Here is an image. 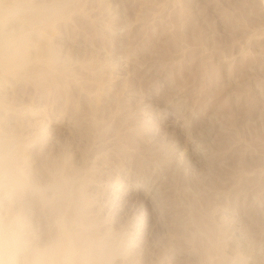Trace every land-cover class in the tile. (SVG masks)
<instances>
[{
    "label": "rangeland",
    "instance_id": "rangeland-1",
    "mask_svg": "<svg viewBox=\"0 0 264 264\" xmlns=\"http://www.w3.org/2000/svg\"><path fill=\"white\" fill-rule=\"evenodd\" d=\"M65 2L51 30L64 74L3 83L0 121L45 156L88 157L90 191L142 264L171 228L161 190L214 202L247 264H264V0Z\"/></svg>",
    "mask_w": 264,
    "mask_h": 264
},
{
    "label": "clouds",
    "instance_id": "clouds-1",
    "mask_svg": "<svg viewBox=\"0 0 264 264\" xmlns=\"http://www.w3.org/2000/svg\"><path fill=\"white\" fill-rule=\"evenodd\" d=\"M0 72L24 78L66 68L51 30L56 0H0ZM36 139L0 121V264H142L127 221L107 213L90 191V160L45 156ZM171 228L155 264H247L231 243L229 222L212 201L177 204L157 193Z\"/></svg>",
    "mask_w": 264,
    "mask_h": 264
},
{
    "label": "bare ground",
    "instance_id": "bare-ground-1",
    "mask_svg": "<svg viewBox=\"0 0 264 264\" xmlns=\"http://www.w3.org/2000/svg\"><path fill=\"white\" fill-rule=\"evenodd\" d=\"M11 2H13V0H3V3H11ZM56 3H58L62 7H61V9H60V11H59V13L57 15V18H56L55 22L57 20H61V19L65 18V8H66L65 0H56ZM0 8H2V4H0ZM49 73H50L49 81L51 80L53 82L56 78H58V76H60L61 74H64V71H61V72H58V73H54V72H49ZM41 79H42V75L39 72H37V71L35 72V74L27 76V77H24V78L13 77L11 75L4 74V73L0 72V86L3 83H5V82L9 83L11 80H15V81L19 80V81H24L26 83L30 82V83L33 84V83H39L41 81ZM5 109H6L5 105L3 104L2 100L0 99V113L5 111Z\"/></svg>",
    "mask_w": 264,
    "mask_h": 264
}]
</instances>
